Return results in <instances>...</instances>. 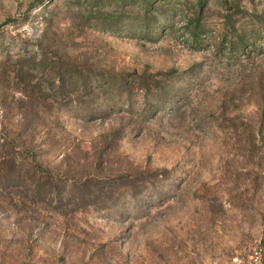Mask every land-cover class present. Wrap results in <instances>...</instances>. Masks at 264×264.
I'll use <instances>...</instances> for the list:
<instances>
[{"label":"rangeland","instance_id":"rangeland-1","mask_svg":"<svg viewBox=\"0 0 264 264\" xmlns=\"http://www.w3.org/2000/svg\"><path fill=\"white\" fill-rule=\"evenodd\" d=\"M0 264H264V0H0Z\"/></svg>","mask_w":264,"mask_h":264}]
</instances>
